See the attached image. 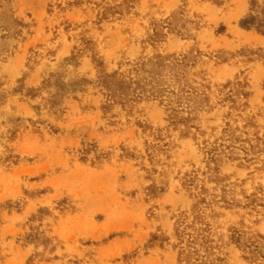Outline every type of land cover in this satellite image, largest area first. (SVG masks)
Instances as JSON below:
<instances>
[{
	"label": "rangeland",
	"instance_id": "obj_1",
	"mask_svg": "<svg viewBox=\"0 0 264 264\" xmlns=\"http://www.w3.org/2000/svg\"><path fill=\"white\" fill-rule=\"evenodd\" d=\"M263 9L0 0V264H264Z\"/></svg>",
	"mask_w": 264,
	"mask_h": 264
},
{
	"label": "trees",
	"instance_id": "obj_2",
	"mask_svg": "<svg viewBox=\"0 0 264 264\" xmlns=\"http://www.w3.org/2000/svg\"><path fill=\"white\" fill-rule=\"evenodd\" d=\"M262 15L264 17V9L262 10ZM256 19H258V16L256 15H251L247 18H244L241 23L242 25L244 26H249L251 25L252 23H254L256 21ZM259 26L263 27L264 28V18H260L259 19ZM108 77H111V76H108ZM105 83L107 86L110 87V80H106L105 79ZM113 83V82H112ZM116 85H117V90H120L121 92L122 91H125L126 88H129L130 87V84H128V82L126 81H120L119 83L121 84H117V82H115ZM114 83V84H115ZM113 90V89H112ZM184 234H180V239L183 240L184 238V235H185V231L183 230ZM183 242V241H181ZM196 242L192 239V240H189L188 243L186 244V246H182L180 248V251H179V264H205V261H199L198 258H195V256H198V249L195 248V244ZM195 258V259H194Z\"/></svg>",
	"mask_w": 264,
	"mask_h": 264
}]
</instances>
